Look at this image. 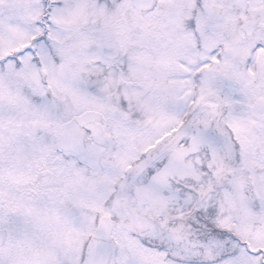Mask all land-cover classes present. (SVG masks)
Instances as JSON below:
<instances>
[{
    "label": "snow or ice",
    "instance_id": "6c2138e0",
    "mask_svg": "<svg viewBox=\"0 0 264 264\" xmlns=\"http://www.w3.org/2000/svg\"><path fill=\"white\" fill-rule=\"evenodd\" d=\"M0 264H264V0H0Z\"/></svg>",
    "mask_w": 264,
    "mask_h": 264
}]
</instances>
